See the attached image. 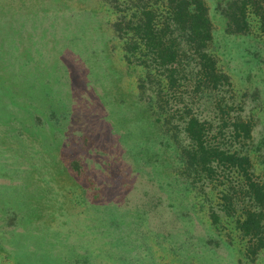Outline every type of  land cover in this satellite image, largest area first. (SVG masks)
Instances as JSON below:
<instances>
[{
    "label": "rangeland",
    "instance_id": "rangeland-1",
    "mask_svg": "<svg viewBox=\"0 0 264 264\" xmlns=\"http://www.w3.org/2000/svg\"><path fill=\"white\" fill-rule=\"evenodd\" d=\"M121 1L0 0V264H264L216 178L184 177L183 79L125 59ZM204 1L264 183V34Z\"/></svg>",
    "mask_w": 264,
    "mask_h": 264
},
{
    "label": "trees",
    "instance_id": "trees-1",
    "mask_svg": "<svg viewBox=\"0 0 264 264\" xmlns=\"http://www.w3.org/2000/svg\"><path fill=\"white\" fill-rule=\"evenodd\" d=\"M121 2L125 12L113 26L122 40L125 59L130 61L128 54H135L147 75L152 66L161 67L169 87L183 79V110L176 124L186 139L180 148L184 177L190 183L201 176L216 178L218 182L210 183V189L220 186L222 208L234 216V227L245 238L246 252L257 253L264 247V183L256 177L247 144L251 122L235 110L239 107L234 105L237 101L231 95L229 75L208 50L212 34L205 1ZM217 4L225 17L226 32H248L253 16L264 34V0ZM203 96L205 103L200 106L198 100ZM203 109L213 115H201ZM214 120L217 134L210 135Z\"/></svg>",
    "mask_w": 264,
    "mask_h": 264
}]
</instances>
